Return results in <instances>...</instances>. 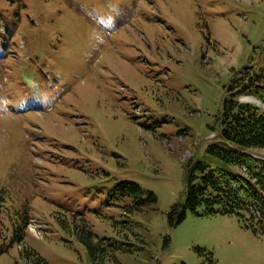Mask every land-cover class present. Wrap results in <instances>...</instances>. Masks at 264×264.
<instances>
[{"label": "rangeland", "instance_id": "rangeland-1", "mask_svg": "<svg viewBox=\"0 0 264 264\" xmlns=\"http://www.w3.org/2000/svg\"><path fill=\"white\" fill-rule=\"evenodd\" d=\"M1 23L18 27L0 32V264H36L10 241L26 202L25 244L48 264H264L236 215L168 220L188 161L223 165L207 147L233 69L264 52V0H0ZM124 179L156 200L110 197ZM72 211L116 241L105 259L59 222Z\"/></svg>", "mask_w": 264, "mask_h": 264}, {"label": "trees", "instance_id": "trees-1", "mask_svg": "<svg viewBox=\"0 0 264 264\" xmlns=\"http://www.w3.org/2000/svg\"><path fill=\"white\" fill-rule=\"evenodd\" d=\"M6 31L12 32L8 27ZM0 32L3 34V31ZM226 90L227 96L217 118L219 134L224 141L207 147V151L222 160L223 165L212 166L199 158H191L186 164L184 199L170 207L168 220L174 226L185 219L188 211L201 214L198 209L204 207L205 213L236 215L244 227L250 228L256 235H263L264 162L250 152L264 150V52L259 59L253 58L239 69H233ZM243 94L255 96L263 106L239 100ZM5 190L4 187L0 190V223L3 222L2 213L8 207ZM145 192L147 196H144ZM132 195L136 198L137 209H142L148 201L156 200L153 191H145L139 183L130 179L117 181L110 197L117 199ZM78 216L82 218L80 226L75 222ZM11 219V244L21 245V252L34 263L48 264L36 250L25 244L32 219L29 209L25 206L14 209ZM58 219L63 227H73L94 263L105 259L108 248L116 244V241L112 243L107 238H99L84 215L72 213L73 225L67 223L66 218ZM5 250L7 247H0V252Z\"/></svg>", "mask_w": 264, "mask_h": 264}]
</instances>
